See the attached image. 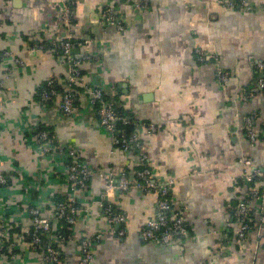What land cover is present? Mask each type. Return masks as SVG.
<instances>
[{
	"label": "crops",
	"instance_id": "crops-1",
	"mask_svg": "<svg viewBox=\"0 0 264 264\" xmlns=\"http://www.w3.org/2000/svg\"><path fill=\"white\" fill-rule=\"evenodd\" d=\"M62 1L72 8L74 37L93 41L88 51L94 60L82 65L86 80L114 91L135 122L157 128L152 135L140 132L142 152L156 182L174 181L173 207L183 211L193 239L170 245L146 241L142 231L157 200L135 186L111 199L126 221L110 226L101 207L105 182L96 175L77 195V223L68 242L58 246L60 264H81L79 243L96 234L103 237L93 246L92 264H264V224L256 222L241 240L233 216L240 202L264 210V203L252 200L254 186L246 180L244 164L251 162L250 171L264 169V89L259 85L264 0H247L252 12L227 11L220 0H22L20 8L13 0H0V48L19 53L23 61L22 66L0 65V81L11 73L0 84V173L11 171L8 185L0 188V218L10 221V239L17 243L15 260L2 264H42L40 251L22 234L30 226L29 208L50 217V204L71 194L65 156H43L38 149L41 130L50 133L58 149L75 146L95 171L115 178L126 171L134 180L141 166L137 154L113 152L112 137L87 98L76 97L69 116L59 110V100L43 105L39 99L47 80L62 84L66 73L51 50L52 42L67 36ZM111 3L124 32L102 20ZM93 14L99 21L91 19ZM39 39L48 46L35 54L36 42H31ZM198 49L216 54L218 66L200 63ZM75 50L77 58L86 51ZM218 69L228 74L226 83L219 81ZM250 116L255 142L247 135ZM53 228L63 229L56 221Z\"/></svg>",
	"mask_w": 264,
	"mask_h": 264
},
{
	"label": "built area",
	"instance_id": "built-area-1",
	"mask_svg": "<svg viewBox=\"0 0 264 264\" xmlns=\"http://www.w3.org/2000/svg\"><path fill=\"white\" fill-rule=\"evenodd\" d=\"M220 3L227 11L252 12L254 10L253 5L247 0H220ZM62 5V25L68 29L67 36L63 42H52L51 50L57 51V53L59 49L61 50L57 61L60 65L66 67V73L62 84L55 79L47 80L45 84L47 89L41 93V102L43 105H46L59 100V110L64 115L69 116L73 114L76 108V97L82 96L87 98L89 104L98 115L100 125L112 137L113 152L119 149L125 154H137L140 157L141 166L136 171L134 180L130 179L126 171L122 172L119 178H115L111 172L95 171L81 160L75 146L68 145L62 149H58L54 145L50 133L47 130H41L36 135L38 149L43 156L51 157L58 153L65 156L67 164L66 177L71 188V194L65 197L62 202L56 203L53 201L50 204V217L46 216L40 208L31 206L29 208L30 226L23 229L22 234L29 242L31 248L40 251L42 264H60L61 252L58 246L68 241L64 235L59 233L60 230L54 231L53 221L59 223L65 221L70 226H74L77 223V195L84 192L94 176L97 175L105 182L101 197V207L105 219L110 226L122 225L126 221V217L115 208L111 199L116 198L118 193L127 192L132 186H135L142 192L152 193L157 200L155 214L148 220L142 231L143 238L146 241L156 245H170L193 239L186 225L183 211L173 207L171 192L174 181L171 180L161 184L156 182L151 169L146 164L147 157L142 152L143 141L140 132L145 131L147 135H152L156 133L157 128L153 124L142 123L140 125L129 115L118 112L117 108L123 109V106L119 100L120 105L117 104L115 92L106 90L103 86L91 84L86 80L82 65L85 62L94 60V55L88 51L93 41L91 39L79 41L78 38L74 37L71 33L73 23L72 8L65 1H62ZM136 8L146 9L147 4H137ZM118 15L117 6L111 3L102 12V20L106 26L115 27L118 31L124 32L125 23L120 20ZM34 41L36 43L31 46L33 52L45 50L48 46L41 39ZM77 47H83L86 50L81 58L75 57L72 53V50ZM196 54L200 63L213 62L217 66L219 64L220 58L216 54H207L200 49L196 51ZM8 61H12L18 66L23 65L19 53L0 48V65H4ZM95 61H98V64L100 63L99 60ZM259 68L264 71V63L259 64ZM10 74L8 72L4 79L0 81L1 86H4ZM217 74L221 83L228 81V74L221 69H218ZM57 85L62 88L61 92L57 90ZM259 85L261 89H264V76L260 80ZM253 122L254 116L245 119V123L250 129L247 135L252 142H255L258 134L252 130ZM135 124V130L131 134H128V127ZM244 164L246 180L254 186L251 191L252 200L264 203V169L256 168L250 171L251 162L244 160ZM10 172L7 171L5 174L0 173V188L8 185L10 177L7 174ZM12 177H14L13 174L11 175ZM233 216L238 223V228L235 231L236 236L241 240H245L248 237L256 222L264 224V210L257 212L247 202H240L234 209ZM12 227L9 220L3 217L0 218V264L6 258L11 261H14L16 258L15 249L17 248V243L10 239ZM61 228H63V225H61ZM224 232V234L228 235L227 230ZM117 234L123 237L124 230L120 229ZM102 237V234H96L80 241L81 264H92L95 258L93 246L99 244ZM43 244L46 245L43 246Z\"/></svg>",
	"mask_w": 264,
	"mask_h": 264
},
{
	"label": "trees",
	"instance_id": "trees-1",
	"mask_svg": "<svg viewBox=\"0 0 264 264\" xmlns=\"http://www.w3.org/2000/svg\"><path fill=\"white\" fill-rule=\"evenodd\" d=\"M31 43H34V42H31ZM35 44V43H34ZM33 44V45H34ZM61 53V50L59 49L58 50V55H60ZM47 89V87H43V89L41 90V93L43 92V90ZM57 90L58 91H62V88L57 85ZM39 99L41 100V96H39ZM117 104H119L120 102L118 100H116ZM120 105V104H119ZM118 107V105H117ZM118 109V112L120 113H123V114H126V115H129L128 112L124 111L123 109H121L120 107L117 108ZM136 128V124L135 125H132L130 127H128L127 131H128V134H131ZM64 200V198H58L57 200H55L56 203H59V202H62ZM61 225H63V229L59 231L60 234L64 235L67 239V241L70 239L71 237V226L70 225H67V223L65 221H63L62 223H60ZM46 244H43V246H45ZM56 245V244H55ZM54 245V246H55Z\"/></svg>",
	"mask_w": 264,
	"mask_h": 264
},
{
	"label": "water",
	"instance_id": "water-1",
	"mask_svg": "<svg viewBox=\"0 0 264 264\" xmlns=\"http://www.w3.org/2000/svg\"><path fill=\"white\" fill-rule=\"evenodd\" d=\"M13 1H14V6H15L16 8H20L19 5H21L22 0H13ZM97 16H98L97 14H93L91 19L93 20L94 18H98ZM98 21H99V18H98ZM97 23H98V22H97ZM75 51H76V50L73 49V50H72V53L74 54ZM33 53L36 54V52H33Z\"/></svg>",
	"mask_w": 264,
	"mask_h": 264
}]
</instances>
